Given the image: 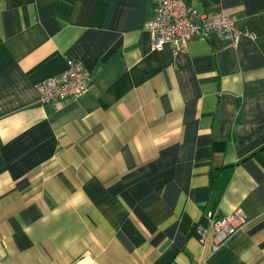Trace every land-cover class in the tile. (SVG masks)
<instances>
[{
	"label": "crops",
	"instance_id": "0c3cea01",
	"mask_svg": "<svg viewBox=\"0 0 264 264\" xmlns=\"http://www.w3.org/2000/svg\"><path fill=\"white\" fill-rule=\"evenodd\" d=\"M186 1L254 37L173 54L152 0H0V264H264V0ZM69 58L88 91L41 103Z\"/></svg>",
	"mask_w": 264,
	"mask_h": 264
},
{
	"label": "built area",
	"instance_id": "2783aa9c",
	"mask_svg": "<svg viewBox=\"0 0 264 264\" xmlns=\"http://www.w3.org/2000/svg\"><path fill=\"white\" fill-rule=\"evenodd\" d=\"M153 16L144 24L149 33L151 46L155 50L169 44L173 54L179 52L193 36L206 37L214 31L220 38L235 43L240 36L254 37V33L237 27V20L220 11H197L186 0H152ZM90 77L82 63L67 59L63 71L52 74L37 83L41 103L68 100L85 94L89 89ZM246 222V215L239 209L226 216H209L213 249L233 235ZM201 239L206 229H196Z\"/></svg>",
	"mask_w": 264,
	"mask_h": 264
}]
</instances>
